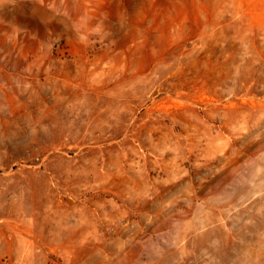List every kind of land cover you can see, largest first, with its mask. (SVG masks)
<instances>
[{
    "label": "rangeland",
    "instance_id": "obj_1",
    "mask_svg": "<svg viewBox=\"0 0 264 264\" xmlns=\"http://www.w3.org/2000/svg\"><path fill=\"white\" fill-rule=\"evenodd\" d=\"M0 264H264V0H0Z\"/></svg>",
    "mask_w": 264,
    "mask_h": 264
}]
</instances>
